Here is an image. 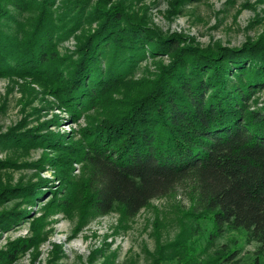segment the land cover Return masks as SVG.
Wrapping results in <instances>:
<instances>
[{
	"label": "trees",
	"instance_id": "1",
	"mask_svg": "<svg viewBox=\"0 0 264 264\" xmlns=\"http://www.w3.org/2000/svg\"><path fill=\"white\" fill-rule=\"evenodd\" d=\"M90 1L0 0V77L30 79L71 120L87 121L78 140L59 132L9 134L17 147L48 150L45 162L59 172L60 187L32 221L33 236L14 241L2 258L36 249L41 220L51 212H78L84 220L119 211L121 221L131 220L154 199L187 186L191 214L213 224L209 244L226 229L244 230L258 244L253 264H262L263 34L241 47H203L162 31L123 2ZM76 32L75 50L61 54L62 40ZM76 163L81 185L72 175ZM46 182L21 190L27 203ZM20 214L29 210L0 214V224L9 223L8 215L20 221ZM171 248L156 264H227L237 253L202 259L188 236Z\"/></svg>",
	"mask_w": 264,
	"mask_h": 264
},
{
	"label": "rangeland",
	"instance_id": "2",
	"mask_svg": "<svg viewBox=\"0 0 264 264\" xmlns=\"http://www.w3.org/2000/svg\"><path fill=\"white\" fill-rule=\"evenodd\" d=\"M64 1L58 0V3L65 6ZM110 1L123 2L139 14L147 13L162 31L177 32L203 47L218 44L241 47L249 39L264 36V0H187L182 3L180 0L179 4L178 0ZM76 34L62 40L61 54L75 50ZM86 124L84 118L78 122L71 120L57 99L30 79L0 77V188H6L4 192L9 193L6 198L4 192L0 193V214L29 210L26 217L20 214V221L8 215L9 223L0 224V264H156L161 256H171V246L182 236L190 237L198 251H203L202 259L228 250L237 253L227 264H253L258 244L249 243L244 230L226 229L213 245L209 244L213 224L198 211L191 214L194 204L187 186H179L170 195L154 199L139 214L124 222L119 211L88 216L84 220L78 212H51L41 220L42 234L36 249L18 255L14 261L3 259L14 241L33 236L32 221L43 216V207L53 198L51 190L60 187L56 176L59 172L45 162L48 150L39 146L17 147L15 142L11 143L9 134L59 132L71 138L77 135L78 140L81 139L80 129ZM48 154L52 157L54 152L50 150ZM72 175L81 185L84 179L80 164L74 165ZM39 179L47 180L46 185L38 190L32 203H27L20 192ZM65 184L69 185L68 181ZM64 192L66 189L58 196H63ZM261 262L264 264V256Z\"/></svg>",
	"mask_w": 264,
	"mask_h": 264
}]
</instances>
